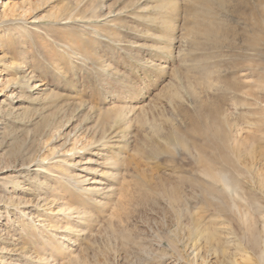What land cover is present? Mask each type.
I'll return each instance as SVG.
<instances>
[{
	"label": "rangeland",
	"instance_id": "obj_1",
	"mask_svg": "<svg viewBox=\"0 0 264 264\" xmlns=\"http://www.w3.org/2000/svg\"><path fill=\"white\" fill-rule=\"evenodd\" d=\"M3 99L0 264H193L197 218L264 235V0H0Z\"/></svg>",
	"mask_w": 264,
	"mask_h": 264
},
{
	"label": "bare ground",
	"instance_id": "obj_2",
	"mask_svg": "<svg viewBox=\"0 0 264 264\" xmlns=\"http://www.w3.org/2000/svg\"><path fill=\"white\" fill-rule=\"evenodd\" d=\"M4 103L5 100L3 99L0 105L1 113L10 110V108L2 106ZM39 170L56 176L45 166H41ZM13 178L8 181L12 183V186L16 183ZM6 183L5 177L0 176V184ZM6 206L9 207V205ZM202 217L204 218L205 216ZM207 222V227L202 224L201 218H197V221L193 222L196 225H193L192 230V258H194L195 262L193 264H197L201 259L202 264H208L209 262L211 264H264V235L253 233L251 235L252 242L247 247L237 237L238 234L230 226L232 225L230 222L226 223L217 219V217H210ZM48 227L51 229L56 228L55 225H48ZM262 232L264 233V228ZM1 252H5L3 247H0ZM202 252H205V255H202ZM3 259L4 256L1 255L0 260Z\"/></svg>",
	"mask_w": 264,
	"mask_h": 264
}]
</instances>
